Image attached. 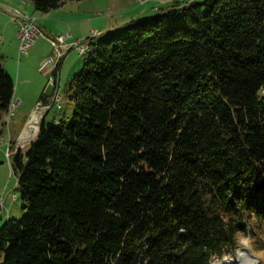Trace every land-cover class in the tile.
<instances>
[{
    "label": "trees",
    "instance_id": "obj_1",
    "mask_svg": "<svg viewBox=\"0 0 264 264\" xmlns=\"http://www.w3.org/2000/svg\"><path fill=\"white\" fill-rule=\"evenodd\" d=\"M155 9L88 38L74 114L14 141L0 264H211L264 226V0ZM15 93L0 52V121Z\"/></svg>",
    "mask_w": 264,
    "mask_h": 264
},
{
    "label": "rangeland",
    "instance_id": "obj_2",
    "mask_svg": "<svg viewBox=\"0 0 264 264\" xmlns=\"http://www.w3.org/2000/svg\"><path fill=\"white\" fill-rule=\"evenodd\" d=\"M144 1H76L83 4L81 18H78L81 22L73 26L71 33L73 36L69 38V41L87 40L93 36L95 31L106 33L122 29L144 15L149 14V17L154 19L159 13L155 10V7L160 9L176 0H150L145 1V3ZM164 3L166 5H163ZM71 6L69 4L67 10L71 11ZM23 13L28 15L27 12L23 11ZM13 22L16 24L15 21ZM16 30H18L17 27ZM66 32L61 31L57 35L65 34L69 36L70 33ZM44 41V38L40 39L37 46L29 50L28 53L21 54L19 50L16 56L4 58L5 69L13 76L16 83L14 102H21V106L19 105L16 108L15 117L10 118L6 114L5 120L7 122L0 121V129L4 132L3 137L8 139L7 143L13 138L18 144V140L25 130L24 128L21 132L20 128L22 125H27L34 114L43 115L44 113L46 115L47 112L45 111L47 109L43 108L44 105V107H48L43 102L45 98L52 101L51 99L55 95L62 96L61 103H56L50 110L47 116L48 122L66 120L74 114L76 104L68 97V88L73 78L82 71L89 53L82 55L78 49L68 51L63 59L58 85H54L53 79L55 76L53 73L55 66L53 62L49 61L54 56V48L50 39H48L50 42L48 44H45ZM41 120L42 118L36 123L38 126ZM15 127L17 129L13 135ZM23 145L29 147L28 142H24ZM3 146L0 150V198H2L4 206L0 210V223H5L8 217L20 218L24 214L21 199L22 190L19 187L18 176L13 171L9 150L5 144ZM1 261L2 258H0ZM211 264H264V226L257 228L256 231L250 230L249 235L242 236L236 253L227 254L222 258H215Z\"/></svg>",
    "mask_w": 264,
    "mask_h": 264
},
{
    "label": "crops",
    "instance_id": "obj_3",
    "mask_svg": "<svg viewBox=\"0 0 264 264\" xmlns=\"http://www.w3.org/2000/svg\"><path fill=\"white\" fill-rule=\"evenodd\" d=\"M80 2L69 1L63 7L55 11L53 10L49 13H42V12L36 11L34 4L31 0H28V2L27 0H0V52L3 55V57L6 59L7 57H10V56H16V54L20 50V40L18 36L19 26L17 24H14L13 22L14 13L16 11H20L22 13L24 11V12H27L28 14L26 15L25 13H23L26 16L31 15L32 17H34L36 21L38 22V24L45 30V32L49 36H56L58 32L67 31L66 33H70L69 36L72 37L73 35L71 33L73 31V26L81 22V20H78V18L79 19L81 18V12L83 10V4ZM173 2L174 1H172V3ZM69 4L72 5L71 11L67 10V6ZM163 5H166V4L164 3ZM169 5L170 4H167V6ZM147 16H150V15L149 14L144 15V16H141V18L142 17L144 18ZM16 27L18 30L15 31ZM44 43L48 44L50 42L48 41V39H45ZM37 44L35 46H37ZM35 46H33L32 48H34ZM17 102H20V101H16V103ZM45 102L46 104H50L52 101H49V99H47ZM5 117H6V114L1 119L3 123L7 122L5 120ZM28 123L27 125H24V126L22 125V127L20 128L21 132L24 128L25 130L27 129ZM16 129L17 127L13 129V135ZM25 130L23 131L22 134H24ZM4 139L7 142L8 139L7 138H4ZM5 146H7L8 148V144H5Z\"/></svg>",
    "mask_w": 264,
    "mask_h": 264
},
{
    "label": "built area",
    "instance_id": "obj_4",
    "mask_svg": "<svg viewBox=\"0 0 264 264\" xmlns=\"http://www.w3.org/2000/svg\"><path fill=\"white\" fill-rule=\"evenodd\" d=\"M14 21L19 26V40H20V52L28 53L29 50L37 44V42L42 38L50 39L51 44L54 48V56L51 58L55 69H57L60 62L65 57L66 53L71 49H78L81 53L84 47L87 46L88 40H76L69 41L71 36L60 34L56 36H49L44 29L37 23V21L32 20L30 16H25L18 11L14 13ZM99 32H95L93 36L99 35ZM54 69V70H55ZM53 83H55L53 79ZM60 96H56L54 103H58ZM20 105V103H19ZM17 105L16 108L19 107ZM12 143L9 144V149L11 148ZM0 205L4 206L2 198H0Z\"/></svg>",
    "mask_w": 264,
    "mask_h": 264
},
{
    "label": "bare ground",
    "instance_id": "obj_5",
    "mask_svg": "<svg viewBox=\"0 0 264 264\" xmlns=\"http://www.w3.org/2000/svg\"><path fill=\"white\" fill-rule=\"evenodd\" d=\"M19 13H21V14H23L22 12H20V11H18ZM23 15H25V14H23ZM26 16V15H25ZM32 20H34V21H36L35 19H33L32 18ZM102 35V34H101ZM98 36V35H97ZM92 41V40H91ZM90 42H88V44H87V46L86 47H84V49H83V51H81V54L83 55V54H85V53H87V51H89L90 50ZM60 101H61V97L59 98V100H58V103L60 104ZM19 103L20 102H17V103H13L12 104V107H11V109L9 110V113H8V115H9V117L10 118H13L15 115H16V107H17V105H19ZM61 106V105H60ZM42 112V111H41ZM44 114V113H43ZM41 116L42 115H36V116H34V121L33 122H31L29 125H28V128L29 127H35V126H38L36 123L39 121V119L41 118ZM1 148H2V144H0V150H1Z\"/></svg>",
    "mask_w": 264,
    "mask_h": 264
},
{
    "label": "water",
    "instance_id": "obj_6",
    "mask_svg": "<svg viewBox=\"0 0 264 264\" xmlns=\"http://www.w3.org/2000/svg\"><path fill=\"white\" fill-rule=\"evenodd\" d=\"M39 131H40V127H39V130H38V133H39ZM29 142H31V141H29Z\"/></svg>",
    "mask_w": 264,
    "mask_h": 264
}]
</instances>
